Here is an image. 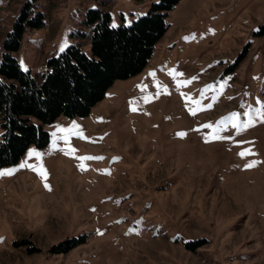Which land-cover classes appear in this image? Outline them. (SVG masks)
<instances>
[{
  "label": "rangeland",
  "instance_id": "obj_1",
  "mask_svg": "<svg viewBox=\"0 0 264 264\" xmlns=\"http://www.w3.org/2000/svg\"><path fill=\"white\" fill-rule=\"evenodd\" d=\"M29 1L0 0V64ZM159 2L33 0L43 26L14 58L41 83L67 47L91 57L89 12L131 26ZM166 15L138 76L0 169V264H264V0H180Z\"/></svg>",
  "mask_w": 264,
  "mask_h": 264
},
{
  "label": "trees",
  "instance_id": "obj_2",
  "mask_svg": "<svg viewBox=\"0 0 264 264\" xmlns=\"http://www.w3.org/2000/svg\"><path fill=\"white\" fill-rule=\"evenodd\" d=\"M179 1L160 0L147 16L117 28L110 27L107 12H89L91 57L80 46L67 47L47 61L40 83L22 71L14 58L25 31L43 26L41 16H27L33 9L30 0L4 42L0 64V169L18 163L30 147H46L50 136L45 125L62 116H89L116 81L138 76L167 31V12ZM77 245L78 240H69L51 253L65 254Z\"/></svg>",
  "mask_w": 264,
  "mask_h": 264
},
{
  "label": "snow or ice",
  "instance_id": "obj_3",
  "mask_svg": "<svg viewBox=\"0 0 264 264\" xmlns=\"http://www.w3.org/2000/svg\"><path fill=\"white\" fill-rule=\"evenodd\" d=\"M181 135H183V134H181ZM33 155H35L37 158H39V153H29V156H33ZM241 155H244V154L241 153ZM87 159H91V158H87ZM21 166L25 167V166H28V165H21ZM249 167H252V165H249ZM33 170H35V169H33ZM41 174L42 175L44 174L42 168H41ZM0 175H11V173H0Z\"/></svg>",
  "mask_w": 264,
  "mask_h": 264
}]
</instances>
